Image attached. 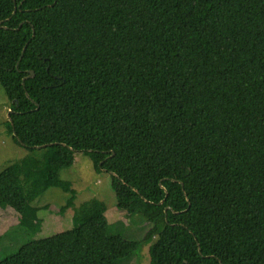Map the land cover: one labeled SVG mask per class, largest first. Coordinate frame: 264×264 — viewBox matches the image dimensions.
Segmentation results:
<instances>
[{"label":"trees","instance_id":"1","mask_svg":"<svg viewBox=\"0 0 264 264\" xmlns=\"http://www.w3.org/2000/svg\"><path fill=\"white\" fill-rule=\"evenodd\" d=\"M0 85L26 152L0 171L20 215L0 241L41 231L51 189L74 208L0 264H130L143 245L150 264H264V0H0ZM78 152L141 241L103 201L75 207Z\"/></svg>","mask_w":264,"mask_h":264},{"label":"rangeland","instance_id":"2","mask_svg":"<svg viewBox=\"0 0 264 264\" xmlns=\"http://www.w3.org/2000/svg\"><path fill=\"white\" fill-rule=\"evenodd\" d=\"M10 101L3 87L0 85V171L9 163L21 159L25 150L17 144L8 131ZM62 178L70 180L77 192L75 207L83 203L98 199L107 205L105 214L109 225L114 230L120 231L129 240L141 241L148 229L147 223L142 219H135L131 223L124 212L118 209L115 192L111 185V174L106 171H95L92 160L82 152L75 154V162L72 167L61 172ZM67 194L60 189H51L38 201V205H49V210L39 213L42 220L41 231L37 234H27L21 228L13 229L2 241H0V261L15 253L21 246L32 240L50 237L59 232L73 227L74 208L65 214L59 213V208L65 204ZM20 215L11 207L0 208V236L11 227L18 225ZM137 257H141V263L150 264L149 245H143L137 255L129 259L130 264H137Z\"/></svg>","mask_w":264,"mask_h":264},{"label":"water","instance_id":"3","mask_svg":"<svg viewBox=\"0 0 264 264\" xmlns=\"http://www.w3.org/2000/svg\"><path fill=\"white\" fill-rule=\"evenodd\" d=\"M31 76H33V73L31 74ZM9 119H10V112H9ZM11 120V119H10Z\"/></svg>","mask_w":264,"mask_h":264}]
</instances>
